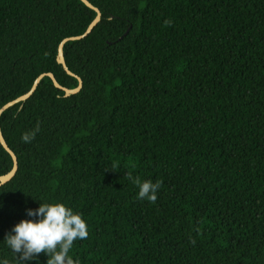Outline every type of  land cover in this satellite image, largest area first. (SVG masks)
Instances as JSON below:
<instances>
[{
  "label": "trees",
  "instance_id": "1",
  "mask_svg": "<svg viewBox=\"0 0 264 264\" xmlns=\"http://www.w3.org/2000/svg\"><path fill=\"white\" fill-rule=\"evenodd\" d=\"M88 1L101 21L64 46L81 91L46 76L1 116L18 170L0 187V258L17 264L2 240L26 207L62 202L88 225L80 264H264V0ZM95 17L0 0V109L41 74L76 88L58 47ZM12 167L0 144V176ZM129 173L161 182L154 203Z\"/></svg>",
  "mask_w": 264,
  "mask_h": 264
},
{
  "label": "clouds",
  "instance_id": "2",
  "mask_svg": "<svg viewBox=\"0 0 264 264\" xmlns=\"http://www.w3.org/2000/svg\"><path fill=\"white\" fill-rule=\"evenodd\" d=\"M165 23H170L166 21ZM39 123L32 130L22 133L21 140L30 143L39 132ZM115 168V165L113 166ZM129 180L137 186V198L154 203L160 181H141L139 177L128 174ZM28 218L14 224L2 240L14 254L17 264L36 261L43 252L47 256L46 264H80L69 252L75 240L88 237V225L81 214L62 202H40L36 208H25ZM194 244L195 240H190ZM0 264H9L6 258H0Z\"/></svg>",
  "mask_w": 264,
  "mask_h": 264
},
{
  "label": "water",
  "instance_id": "3",
  "mask_svg": "<svg viewBox=\"0 0 264 264\" xmlns=\"http://www.w3.org/2000/svg\"><path fill=\"white\" fill-rule=\"evenodd\" d=\"M81 2H83L88 8L92 9L93 11L96 12V17L94 18V20L90 23V25L88 26V28L86 29V31L79 36H74V37H69V38H65L61 41V43L59 44L58 47V54H57V62L63 66L64 70L67 72L68 75L76 78L78 80V86L74 89H69L66 88L64 86H62L55 78V76L52 73H46V74H41L40 76H38L31 89L25 93L24 95L18 97L17 99L7 103L6 105H4L1 109H0V119L2 114L8 110L9 108L13 107L14 105L18 104V103H23L25 101H27L36 91V89L38 88L40 82L42 81V79L46 76L50 77L54 86L57 89H60L62 91H64V96L65 97H69L71 95H75L77 93H79L83 87V81L82 79L77 76L76 74H74L71 70H69V68L67 67L66 61H65V57H64V46L66 43L70 42V41H79L82 40L84 38H86L89 34H91V32L93 31V29L97 26V24L101 21L102 18V14L101 11L95 7L94 5H92L88 0H80ZM0 144L2 145V147L6 150L7 153H9V155L12 158L13 161V167L12 169L5 175L0 176V187L4 186L5 184L9 183L16 175L17 170H18V159L16 154L10 149V147L8 146L3 133H2V129H1V125H0Z\"/></svg>",
  "mask_w": 264,
  "mask_h": 264
}]
</instances>
